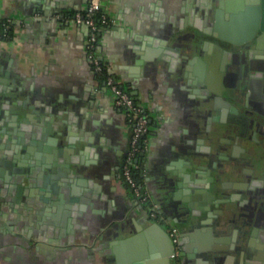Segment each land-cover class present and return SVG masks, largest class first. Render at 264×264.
Returning <instances> with one entry per match:
<instances>
[{
  "label": "crops",
  "instance_id": "obj_1",
  "mask_svg": "<svg viewBox=\"0 0 264 264\" xmlns=\"http://www.w3.org/2000/svg\"><path fill=\"white\" fill-rule=\"evenodd\" d=\"M254 1L102 0L110 21L99 30L94 53L148 113L139 178L151 201L169 216L175 204L170 162L190 156L204 113L209 114L202 107L206 93L194 90L192 82L206 72L220 80L231 59L233 64L240 55L244 59L235 52L240 45L213 36L206 9L220 6L227 14ZM86 4L0 0V19L12 30L9 38H0V130L11 128L6 112H17L15 106L22 107L19 116L25 114L22 124L30 129L21 145L8 143L0 132V264H222L210 248V232L192 221H175L178 259L160 255L148 229L153 222L121 172L131 124L112 92L97 81L87 56L88 27L73 18ZM197 26L205 28L200 39L192 36ZM242 27L239 23L228 32L242 35ZM192 42L198 47L187 71L170 53ZM251 99L261 102L253 107L264 124V102ZM230 100L240 115L243 105ZM36 161H55L59 174H74L76 187L53 192L48 178L41 187L24 178L11 191L1 184L27 174ZM262 209L255 199L237 218L253 230L254 246L261 245V220L252 215ZM120 240L125 242L119 245Z\"/></svg>",
  "mask_w": 264,
  "mask_h": 264
},
{
  "label": "water",
  "instance_id": "obj_2",
  "mask_svg": "<svg viewBox=\"0 0 264 264\" xmlns=\"http://www.w3.org/2000/svg\"><path fill=\"white\" fill-rule=\"evenodd\" d=\"M222 10L220 6L215 7L213 12H211V8L210 10L206 9L205 14L209 16L208 21L212 27L213 36L228 40L235 46L240 45V48L235 52L244 54V59H242L240 55L235 64H233V59H231L229 66L221 70L220 80L215 78L211 73L206 72L203 76L198 74V78L195 81L199 82L202 90L206 93V95L202 96V107L203 111L208 113L211 112L213 103L215 102L216 104H221L223 101H226L228 104L231 103L228 97L231 96L230 98H232L233 93L222 84L227 73L230 72L229 70L235 69L238 77V84L234 85L237 88V95L234 96V99H237L242 92L241 89L243 88V84L241 85L240 80L245 82L244 84L247 87V82H249L250 79H260L264 74V46L260 44L261 41L264 40V0L249 2L240 10L228 12L227 14L224 11L222 12ZM239 23H242L244 26L241 29L242 35L237 36V34L235 36L228 32L229 28H234V26ZM197 29L196 32L192 33V36L200 39L202 35L201 32H204L205 28L197 26ZM177 37L178 35L175 39H177ZM197 47L198 44L192 42L189 45H182V49L176 50V54L175 52H171L170 54L171 56H175L177 59L176 61L179 63L181 62L183 69L188 71L191 70L188 65L192 62V57L194 56L193 51L197 50ZM224 51L227 52V48L224 49ZM251 53H255L253 58L257 59V56L261 57L260 62L263 67L262 69L254 68L250 64V60L252 59ZM215 83H221L222 88H217ZM244 89L245 88H243V90ZM223 91L227 92V97L224 96ZM208 93L209 95H207ZM233 107V111H235L237 117L245 116L249 118V121L250 119L252 121L254 120V118L249 116V113H246V110L241 109L239 115L238 107L235 105H233ZM14 109L18 111H10L9 114L8 110L6 112V119L9 121L11 128H2L0 132L2 136L5 135L4 137L8 139L6 140L8 143L12 140L13 144L17 141V143L21 145L28 140L27 137L30 134V129L22 124V121L25 120V114L19 116L18 112L22 107L15 106ZM204 115L205 120L203 122V129L200 136L197 137L193 148H191L190 156L186 157L185 154H183L177 161L170 162V172L173 173L170 176L173 180L172 193L175 204L173 205L174 215H167V219L170 218L173 221L179 220L182 222L192 221L193 224L195 223V226H199L202 230L210 232L209 234H211L213 238L209 244L210 248L218 251L220 254L219 257L222 259V264H264V216L262 217L258 212H254L252 215V218L255 220H261V234L259 235L261 245H251L249 238L253 234V230H249L237 223V218L240 217L237 201L240 200L243 193H247L246 191H249L250 188L255 186L254 182H257L256 180L261 181L260 179H262L263 176L262 174H210L212 170L207 168L210 167L208 158L215 150L219 141L215 136L222 135L220 131H222L224 127H226L227 131H230L233 125V128H236L239 122L234 119L226 121L223 118L211 117L207 113H204ZM18 117H21V122H18ZM256 123L264 127V124L260 120H257ZM223 136L225 135L223 134ZM225 142L229 143V140H225ZM1 148H3L2 145ZM1 148L0 156H4L3 153H1ZM24 149L29 152L28 147ZM141 154L143 155L144 152L142 151ZM29 166L26 168L27 174H23L17 177V179H7V182L8 180L11 181L10 184L7 182H2L1 184L7 186V190L11 191L13 190V186L17 185V183H19L18 186L20 187L21 183H24V178H26L27 183H36L40 187L43 185L46 186V182L44 184L43 178H48V180L50 179L53 181V179L57 178L59 171H61L55 161H50L48 163L36 161L32 168ZM67 169L69 170V167ZM200 171L206 174H197V172ZM2 188L1 191L3 193L4 187ZM258 194H262V192L258 191ZM256 197L255 194L250 193L248 199L252 202ZM155 204L157 208H160L159 204ZM146 212L147 209L144 208V214L148 219ZM160 212L165 213L161 208ZM173 221L172 223L174 224ZM152 222L154 226L148 229L153 232L157 239L158 245L161 248L160 255L169 256L172 252L171 239L161 222ZM164 235H166L169 240V247L164 239ZM238 241L245 242L239 245L237 243ZM123 242H125V240H120L118 243L120 245ZM253 246L255 247V251L254 248L251 250Z\"/></svg>",
  "mask_w": 264,
  "mask_h": 264
},
{
  "label": "flooded vegetation",
  "instance_id": "obj_3",
  "mask_svg": "<svg viewBox=\"0 0 264 264\" xmlns=\"http://www.w3.org/2000/svg\"><path fill=\"white\" fill-rule=\"evenodd\" d=\"M251 55H252V59L250 60V64L254 68L262 69L263 67L260 62L261 57L257 56V59H256V58H253L255 53H251ZM258 58H259V61H258ZM229 71L230 72L227 73L225 80L222 81V84L226 87V89H229L233 93L232 98H230L231 96L228 94L230 96L229 98L232 99L233 101L241 103L244 107L243 109L247 111L246 113H249V116L254 118V120L252 121L250 119L249 121V118H246L245 116H242L240 118L237 117L235 111H233L234 107L230 104H227L226 101L225 102L220 101L221 104L219 103L216 104V102L213 103V107H212L211 112L209 113V116L217 117L219 119L223 118L226 121H230L231 119H234L239 122V125H237L236 128H233L234 126L233 125L230 131L229 130L227 131L226 127H224V129L220 131L222 135H219V136L216 135L217 137L215 136V138H217L219 141L215 147V150L212 152L211 156L208 158L210 167H207V168L212 170L210 171V174H216V173L218 174H222V173L223 174H264V127L256 123L257 121L256 118H258L259 114L256 111H254V107H253V106L257 107L258 102L260 101L258 99L256 100L254 99L255 101L251 99L252 96H256V98H259L262 102H264V74L262 77H260V79L258 78L250 79L249 82H247V87L244 84L245 82H242V80H240L241 85L243 84V88L245 89L243 90L242 88L241 89L242 92L239 94V97L237 99H234V96L237 95V88L234 85L238 84V77H237V72L235 69L234 70L231 69ZM192 83H193L194 90L196 89L201 90L200 89L201 86L198 81H194ZM215 84L217 88L219 89L222 88L221 83H215ZM223 94L225 96L227 92L223 91ZM246 121L249 125L246 124ZM251 123L252 124L256 123L255 128L251 130L247 129L246 126H250ZM223 134L225 136H223ZM225 140H229V143L225 142ZM129 145H130V135L128 139V147L125 150V153L128 151ZM145 145H146V142L140 146L139 151L132 158V161L135 162L136 164V167L132 168V174L135 176L137 180V184H138L140 191L145 193L149 197L148 198L149 201H151L149 192L142 187L141 179L139 178V172H140L141 165L143 162V156L144 154H146ZM142 151L144 152L143 155L141 154ZM121 167H122V162H121ZM197 174H206V173H203V171H200V172H197ZM74 177H75L74 174H62V175L57 174V178L53 179V181L49 179L48 181H50V183H47V184L48 185L50 184L51 190L53 192L63 191V188L65 190L68 188L69 191H73V189L76 187V184H75L76 179H74ZM260 180L261 181L256 180L257 182H254L255 186L253 188H250L249 191H246L247 193H243L241 195L240 200L237 201L238 203L237 207L239 211L243 205L244 206L250 205V201L248 199L250 193L255 194L257 196L256 199L260 201L261 204H263L264 206V179L262 178ZM258 191H261L262 194H258ZM62 193H64V191ZM59 195L61 197V193ZM135 199L139 202V200L136 197ZM152 203L155 204L154 202L151 201V204ZM220 203H223V202H220ZM140 204L144 208L147 209L146 213L148 215L149 220L159 221L163 224V227L165 228V231L167 232L168 236H169L168 225H172L176 227V230L178 233V236H177L178 241L176 245H174L172 242L171 244H172V251L176 249V254L174 257L178 259V254H179L178 242H179V237H180V229L177 227V225H174L176 224V222L170 218L167 219V214L160 212V208L159 207L157 208L156 204H155L156 209H154L156 213L154 216L149 215L150 206H148V204H145V203L144 204L140 203ZM259 213L262 217L264 216L263 209L259 210ZM172 221L174 222V224L172 223ZM169 256H171V253L169 254Z\"/></svg>",
  "mask_w": 264,
  "mask_h": 264
},
{
  "label": "built area",
  "instance_id": "obj_4",
  "mask_svg": "<svg viewBox=\"0 0 264 264\" xmlns=\"http://www.w3.org/2000/svg\"><path fill=\"white\" fill-rule=\"evenodd\" d=\"M102 0H87L86 7L83 12H76L73 16L76 22H81L88 27L87 33V56L91 60L92 68L96 74L97 81L100 80L98 73L101 71L103 62L95 55L94 46L97 42V35L102 26L109 23L110 19L102 10ZM97 18V19H96ZM102 84L107 87L114 96V103L116 106L122 108L131 124L130 145L128 151L125 153L122 161L121 172L130 187L134 196L140 203H145L150 206L149 215L154 216L156 209L155 204H151L149 197L140 191L137 180L132 174V168L136 167L135 162L132 161L133 156L139 151L140 146L146 142L145 133L148 130V113L147 111L134 99L129 93L128 89L123 86L115 78L109 70L105 74ZM150 204V205H149ZM168 233L171 242L176 245L178 241V233L175 226L168 225ZM176 249L171 252L174 257Z\"/></svg>",
  "mask_w": 264,
  "mask_h": 264
},
{
  "label": "trees",
  "instance_id": "obj_5",
  "mask_svg": "<svg viewBox=\"0 0 264 264\" xmlns=\"http://www.w3.org/2000/svg\"><path fill=\"white\" fill-rule=\"evenodd\" d=\"M97 19V18H96ZM12 34L11 25L4 19H0V38H9ZM108 71L106 64H103L101 71L97 74L100 80L99 84H102L103 78Z\"/></svg>",
  "mask_w": 264,
  "mask_h": 264
}]
</instances>
